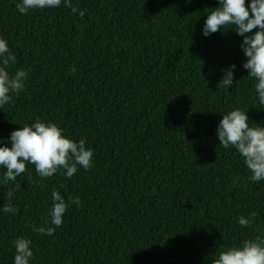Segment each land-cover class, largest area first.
<instances>
[{"label":"trees","instance_id":"trees-1","mask_svg":"<svg viewBox=\"0 0 264 264\" xmlns=\"http://www.w3.org/2000/svg\"><path fill=\"white\" fill-rule=\"evenodd\" d=\"M18 2L0 0V37L17 57L10 72L28 77L0 108V140L51 121L94 158L70 179H41L29 164L19 189L0 186V264H13L18 236L33 241L31 264H213L220 250L264 238V181L250 182L216 134L220 112L234 108L264 124L243 38L202 35L218 0H72L82 19L63 6L22 15ZM233 63L225 89L221 69ZM53 190L68 209L53 236L41 235Z\"/></svg>","mask_w":264,"mask_h":264},{"label":"clouds","instance_id":"clouds-1","mask_svg":"<svg viewBox=\"0 0 264 264\" xmlns=\"http://www.w3.org/2000/svg\"><path fill=\"white\" fill-rule=\"evenodd\" d=\"M61 6L70 9L74 16L78 13L81 19L85 16V11L75 6L72 0H19L16 9L26 15L29 11ZM206 17L201 29L204 37L218 31L225 32L227 28L243 38L240 47L246 59L242 67L253 82L254 98L264 106V0H218V6L211 8ZM16 63L17 57L10 51L8 41L0 37V108L8 105L13 96L19 95L26 87L27 71L20 68L14 74L10 72ZM236 71L234 63L221 69L223 76L219 85L231 89ZM248 112L241 108L220 112L222 119L216 134L219 146L234 148L241 156L250 173L249 181L259 184L264 181V124H250ZM93 158L94 151L86 146L84 138L76 141L66 136L55 122L37 119L14 130L5 140H0V186L11 182L19 189L17 178L26 172L29 164L34 165L41 179L50 178L58 172L70 179L80 168L90 170ZM50 195V222L34 229L46 236H53L56 229L62 226L68 209V203L58 190H53ZM13 197V191L5 193L8 201ZM3 211L14 214L16 210L5 205ZM238 223L242 228L247 227L251 217L240 216ZM32 245L33 241L24 236L12 241L15 250L13 264H31L34 259ZM213 264H264V238L244 239L239 245L220 250Z\"/></svg>","mask_w":264,"mask_h":264}]
</instances>
